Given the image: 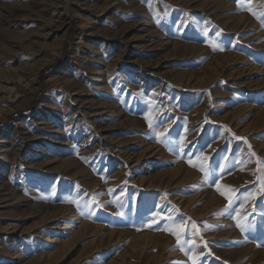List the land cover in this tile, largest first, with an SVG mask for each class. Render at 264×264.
I'll return each mask as SVG.
<instances>
[{
  "label": "rangeland",
  "instance_id": "374dc122",
  "mask_svg": "<svg viewBox=\"0 0 264 264\" xmlns=\"http://www.w3.org/2000/svg\"><path fill=\"white\" fill-rule=\"evenodd\" d=\"M6 161L0 264H264V0H0Z\"/></svg>",
  "mask_w": 264,
  "mask_h": 264
},
{
  "label": "bare ground",
  "instance_id": "6f19581e",
  "mask_svg": "<svg viewBox=\"0 0 264 264\" xmlns=\"http://www.w3.org/2000/svg\"><path fill=\"white\" fill-rule=\"evenodd\" d=\"M91 67V66H90ZM80 82H74V80H70V81H65L61 86L63 87V89H70L71 91H76L77 87H80ZM80 89V88H78ZM79 91V90H78ZM59 105V104H58ZM52 110L49 111V114L54 113H59L61 111V107L60 106H56L54 104V106L52 105ZM2 143H5L4 141ZM6 157L8 158L10 155L8 153H5ZM13 164V163H12ZM10 166V163H8V161L0 164V170H7V168ZM6 175L5 173L2 174V177L4 178ZM2 198V197H1ZM5 199V198H4ZM3 200V199H2ZM6 200V199H5ZM5 202V201H4ZM7 203V202H6ZM2 204V203H1ZM5 205V204H4Z\"/></svg>",
  "mask_w": 264,
  "mask_h": 264
},
{
  "label": "snow or ice",
  "instance_id": "6c2138e0",
  "mask_svg": "<svg viewBox=\"0 0 264 264\" xmlns=\"http://www.w3.org/2000/svg\"><path fill=\"white\" fill-rule=\"evenodd\" d=\"M145 2H147V0H145ZM238 139H241V138H238ZM205 159H207V158H205ZM206 179L208 178V175L206 174V177H205ZM262 183H264V181H262ZM231 191H235V190H231ZM222 194H224V193H222ZM254 197V194H252V193H249L247 196H245L244 197V200L246 201L247 199H249V198H253ZM228 199H229V207L228 208H226L224 211L225 212H231L232 211V205H233V199H232V197L231 196H228L227 197ZM237 199H239V197H237ZM73 203H77L78 204V207L80 206L79 205V203L77 202V201H72ZM238 226H240L241 227V229L242 230H244V227L242 226V225H238ZM174 234H176L175 232H174ZM178 239H179V235H178ZM207 242H205V244H206Z\"/></svg>",
  "mask_w": 264,
  "mask_h": 264
}]
</instances>
